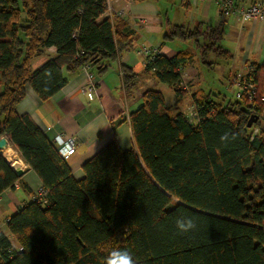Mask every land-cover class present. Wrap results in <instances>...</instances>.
<instances>
[{
	"label": "trees",
	"instance_id": "1",
	"mask_svg": "<svg viewBox=\"0 0 264 264\" xmlns=\"http://www.w3.org/2000/svg\"><path fill=\"white\" fill-rule=\"evenodd\" d=\"M107 12V0H0V139L9 137L42 182V194L0 229V264H106L113 251L129 252L134 264H264V63L252 65L254 103H222L200 90L192 95L194 123L179 108L194 55L157 51L145 72L178 102L167 106L161 92L146 90L130 115L135 148L113 140L84 164L81 180L33 119L17 113L28 88L46 102L69 83L65 71L89 65L100 76L133 49L127 20ZM224 34V24H201L173 26L165 38L192 41L212 67L211 55L234 58L221 46ZM122 73L132 94L139 75L126 66ZM251 117L258 121L248 129ZM19 182L0 157V196ZM181 215L196 228L180 233Z\"/></svg>",
	"mask_w": 264,
	"mask_h": 264
},
{
	"label": "crops",
	"instance_id": "2",
	"mask_svg": "<svg viewBox=\"0 0 264 264\" xmlns=\"http://www.w3.org/2000/svg\"><path fill=\"white\" fill-rule=\"evenodd\" d=\"M236 1L247 7L264 2V0ZM119 9L113 8L112 14H117ZM124 18L132 33L133 49L121 54L102 75L95 74L96 93L92 101L83 91L89 83V73L81 69L74 73L65 71V75L69 77V83L50 100L41 102L35 91L28 88L26 97L17 106V113L29 115L57 147L60 146L61 138L75 137L77 139V151L68 161L73 176L77 180L84 177L82 169L84 164L113 140H116L123 151L134 149L132 126L131 122L126 120V113L130 116L141 106L143 94L148 89H155L164 96L162 84L152 73L145 72V57L139 56L137 51L153 45L159 49V53L168 58L183 51L194 55L193 51L183 49L182 45L174 42L176 40H166L165 36L171 27L184 26L193 29L201 24L209 27L224 24L225 34L221 46L234 56L233 66L222 74L224 78H227V82L232 71L238 66L245 68L249 63L260 67L264 63V23L254 20L242 24L236 15L224 18L213 0H201L196 3L190 0H136L130 8L126 9ZM55 53V49L48 51L49 55ZM47 61V56H43L34 62L33 68L38 69ZM193 61L194 59L186 65L185 69L187 81L190 83V91L187 95L190 99L186 96L179 102V108L185 114L187 113L184 107L188 109L194 107L192 95L195 92L201 90L208 93L199 87L201 73L195 68L191 69ZM124 66L131 68L139 75L137 88L128 95L122 76ZM171 90L174 92L173 89ZM2 91L3 87L0 85V95ZM188 101H191V106ZM177 102L176 97L174 104ZM2 138L7 140V147L0 151V157L6 158L14 170L16 168L23 170V175L20 176L21 182L17 184L15 190H8L0 196V229H5L6 220L12 217L21 206L32 202L34 197L42 194V182L23 161L9 137L4 135ZM23 185L31 191L30 194L22 189Z\"/></svg>",
	"mask_w": 264,
	"mask_h": 264
},
{
	"label": "built area",
	"instance_id": "3",
	"mask_svg": "<svg viewBox=\"0 0 264 264\" xmlns=\"http://www.w3.org/2000/svg\"><path fill=\"white\" fill-rule=\"evenodd\" d=\"M136 0H107L108 12L106 16L112 17L113 8H120L117 14L124 18L126 16V9L130 8ZM192 3H196L201 0H190ZM218 5L219 11L221 12L224 18H228L232 15H236L239 18V21L242 24L258 20L264 23V2L252 5L250 7L238 4L236 0H213ZM124 8H126L124 10ZM158 48H155L153 45H149L143 48H140L137 51L139 56L145 57V68L152 61L155 53L158 51ZM85 72L89 73V83L86 87L83 88V91L87 93L88 98L92 101L95 97L96 87L94 85L95 74L91 71L89 65H86L82 68ZM154 71V70H153ZM252 64L246 65L241 72H238L232 77L230 81L231 87L234 89L232 93L234 94L236 100L247 99L249 102L254 103L258 97L257 84L253 75ZM123 75V73H122ZM183 83L181 87L185 91H189L187 86V74L183 73ZM264 102V98H262ZM186 116L194 123H198L197 111L195 107L190 109ZM126 117L130 120L129 114L126 113ZM260 130L256 128L254 130V136L258 135ZM59 150L61 156L69 161L70 158L75 155L77 151V139L75 137H64L60 139Z\"/></svg>",
	"mask_w": 264,
	"mask_h": 264
},
{
	"label": "rangeland",
	"instance_id": "4",
	"mask_svg": "<svg viewBox=\"0 0 264 264\" xmlns=\"http://www.w3.org/2000/svg\"><path fill=\"white\" fill-rule=\"evenodd\" d=\"M174 42H176L179 45H182L183 49H187L188 51H193L195 58L191 64V69L195 68L196 71H199L201 73V76L199 77L200 78L199 87L201 89H203L204 91L208 93H212L213 94L212 98L216 101H220L222 103H227L229 101H232V102L236 101V98L234 94L232 93L234 89L231 87L230 81L236 73L241 72L243 70L241 66H238L232 71L231 77L228 78V82H227L226 81L227 78H224L222 74L226 69H230L231 66H233L234 61L220 60V59H217L214 55H211L210 61L216 62V65H213L211 67V66H208L202 63V60L200 59L201 57L200 51L197 49V47H195L196 46L195 43H193L192 41L185 42L181 40H176ZM161 84H162L161 86H163L162 89H163L164 96L166 98V102H167L166 104L168 106H173L174 101L176 99V95L168 87V85L164 83H161ZM215 95H218V96H215ZM188 98L189 97L187 96V99ZM188 103L191 106V101H188ZM182 107L183 106L181 105V108ZM183 109L186 113H188L191 108L188 109L187 107H184ZM126 120L130 121L128 119Z\"/></svg>",
	"mask_w": 264,
	"mask_h": 264
},
{
	"label": "clouds",
	"instance_id": "5",
	"mask_svg": "<svg viewBox=\"0 0 264 264\" xmlns=\"http://www.w3.org/2000/svg\"><path fill=\"white\" fill-rule=\"evenodd\" d=\"M227 140V137H223ZM176 228L182 233H188L196 228L195 219L187 215H181L176 218ZM106 264H134L132 255L127 251H113L111 256L106 259Z\"/></svg>",
	"mask_w": 264,
	"mask_h": 264
},
{
	"label": "water",
	"instance_id": "6",
	"mask_svg": "<svg viewBox=\"0 0 264 264\" xmlns=\"http://www.w3.org/2000/svg\"><path fill=\"white\" fill-rule=\"evenodd\" d=\"M257 121H258V117H256V118L251 117L249 120V123L247 125V128L251 129L253 127V125H255L257 123ZM6 147H7V140L5 138L0 139V151L5 150ZM15 171L19 177L23 175L22 169L16 168Z\"/></svg>",
	"mask_w": 264,
	"mask_h": 264
},
{
	"label": "bare ground",
	"instance_id": "7",
	"mask_svg": "<svg viewBox=\"0 0 264 264\" xmlns=\"http://www.w3.org/2000/svg\"><path fill=\"white\" fill-rule=\"evenodd\" d=\"M253 135H254V133H253ZM253 138V137H252Z\"/></svg>",
	"mask_w": 264,
	"mask_h": 264
}]
</instances>
